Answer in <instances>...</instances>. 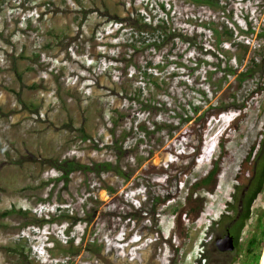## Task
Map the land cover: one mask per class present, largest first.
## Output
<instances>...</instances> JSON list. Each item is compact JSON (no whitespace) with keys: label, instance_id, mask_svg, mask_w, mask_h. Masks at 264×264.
Returning a JSON list of instances; mask_svg holds the SVG:
<instances>
[{"label":"rangeland","instance_id":"374dc122","mask_svg":"<svg viewBox=\"0 0 264 264\" xmlns=\"http://www.w3.org/2000/svg\"><path fill=\"white\" fill-rule=\"evenodd\" d=\"M158 1H171L175 27L197 36L190 45L176 41L158 51H135L128 28L117 20L142 11L155 15ZM227 9L235 41L248 46L243 66L252 57L264 61V0H228ZM189 12L175 0H0V264H97L87 248L99 247L135 264H198L202 245L216 250L210 226L230 198L239 162L263 131L264 72L240 87L230 77L215 93L212 102L245 103L244 117L231 124L239 111L229 110L211 118L191 172L180 182L167 179L160 168L192 161L171 150L188 155L196 144L178 138L186 125L170 137L176 115L199 102L198 89L209 92L206 72L218 79L216 65L225 64L207 32L182 23ZM195 15L209 13L197 9ZM245 22L252 32L240 36ZM229 63L236 64L233 56ZM221 136L225 156L214 191L201 194L203 213L183 222L182 235L176 218L187 184L218 156ZM64 160L116 163L128 178L78 171L63 179L54 165ZM148 163L159 169L143 174ZM156 196L165 201L154 205ZM8 209L26 214L3 216ZM65 215L73 219L31 224ZM260 224L264 185L239 232L236 264L245 260L248 241L260 240ZM156 228L164 243L150 258ZM46 236L52 244L41 254ZM263 253L264 238L259 264Z\"/></svg>","mask_w":264,"mask_h":264},{"label":"trees","instance_id":"16d2710c","mask_svg":"<svg viewBox=\"0 0 264 264\" xmlns=\"http://www.w3.org/2000/svg\"><path fill=\"white\" fill-rule=\"evenodd\" d=\"M175 2L181 7H186L190 10L189 13L182 15V23L193 26L195 29L199 28L201 33L207 32L211 39V46L220 51L225 63L223 67H221L220 63L216 65V69L222 73L218 79H213L215 71L209 70L206 72L205 82L207 83V90L209 92H206L203 89H198L197 92L200 94L199 102L194 103L190 101L188 103V109H180V113L176 115L177 127L172 128L170 131L171 137L172 134L178 132L179 127L186 125L185 129L179 133L178 138L187 136L196 144L192 147L191 152L188 153V155L176 154L172 150L171 153L179 159L192 157L191 163L177 164L176 162H172L168 165V170L162 168L159 169L148 163L146 168L141 171L144 174L159 169L167 179L177 178L180 182L183 181L182 176L184 174L191 172L195 164L194 159L200 155L201 146L210 119L216 118L229 110H238L239 115L231 121V124H233L245 115V103L237 105L235 99H233L231 103H224L221 100L212 102L215 93L222 89L223 85L230 77H233L237 86L240 87L248 79H253L256 74L261 75L264 72V61H257L256 58L252 57L248 64L243 66V59L248 52V46L242 41L239 40L236 42L234 39V29L228 25L232 24L231 11L227 9L228 0H175ZM155 5L157 11L155 15L147 14L142 11L135 12L134 14L129 13L125 18L117 20L121 25V28L123 26L128 28L131 36L128 40H130V45L133 50L138 51L147 49L158 51L167 44L171 43L174 45L176 41L187 43L188 45L192 44L194 37L197 35L189 37L183 29L175 27V14L172 13L173 3L171 1L168 3H159L158 1ZM197 9L205 10L209 15L204 16L203 18L197 17L195 15ZM218 13H221L222 17L216 16ZM244 24V30L238 29V34L240 36L252 32L250 23L245 22ZM259 36L261 37L262 35L260 34ZM223 46H226L227 49H224ZM230 47H235L234 53L232 54L228 50ZM232 56L233 60L236 62L234 66L229 63ZM256 85L259 86L258 89L260 90L261 86L258 83ZM255 90H257V88L253 89L250 94L256 92ZM225 142L226 138L221 136L217 143L219 149L218 156L211 162L208 170L187 184V192L182 199V205L176 218L177 223L182 226V235L186 232V229L183 227V222L193 223L203 213L205 199L201 194H211L214 191L216 180L219 175V166L225 156ZM54 168L60 174V178L63 179H66L70 174L78 171L82 173H93L97 176L102 173L112 172L118 177L125 179L128 178L127 174L118 164H112L110 162L95 163L89 166L73 160H64L60 163H55ZM172 171L174 173H171ZM234 178L235 183L233 185V191L230 193V198L224 202V209L219 214L217 220L210 226L209 232L219 235L225 233L226 229L229 227L231 235L234 236L235 249L230 253H219L216 250L210 251L205 249L207 244L205 246L202 245L203 250L200 251L199 257L196 258L198 264L237 263L236 251L238 247L239 232L243 228L245 222L249 219L253 204L262 192L264 185V127L258 142L251 147L250 151L239 162ZM246 186L248 188L242 198V204L239 207L240 193ZM164 201L165 200L161 199L159 196L153 198L154 205H158ZM12 213L25 215L26 211L8 209L2 214L3 216H9ZM71 219H73L72 216L65 215L62 220L53 218L40 220L34 219L31 221V224L42 227L45 224L55 222L67 223L70 222ZM151 219V225L157 226V217H154L153 215ZM232 222L233 224L230 226V223ZM259 229L260 240L256 241L253 238L248 241L244 253L245 260L241 264H259L260 248L264 238V224H260ZM155 230L157 241H155L153 245L154 251L150 258L155 257V251L161 247L162 243H164L162 236H158L159 229L156 228ZM101 249L102 247L87 248L97 264H135L127 260H114L111 256L105 255ZM247 258L249 259V263L246 262ZM149 261L150 260H148V262Z\"/></svg>","mask_w":264,"mask_h":264},{"label":"water","instance_id":"95a60500","mask_svg":"<svg viewBox=\"0 0 264 264\" xmlns=\"http://www.w3.org/2000/svg\"><path fill=\"white\" fill-rule=\"evenodd\" d=\"M247 186L241 191L238 206L242 204V198L247 191ZM238 217V216H237ZM236 217V218H237ZM213 245L218 252H232L235 249V243L230 232L227 230L223 235L214 239ZM260 264H264V253Z\"/></svg>","mask_w":264,"mask_h":264},{"label":"clouds","instance_id":"9594fccd","mask_svg":"<svg viewBox=\"0 0 264 264\" xmlns=\"http://www.w3.org/2000/svg\"><path fill=\"white\" fill-rule=\"evenodd\" d=\"M52 241L48 238V236L44 237V241L42 242L40 246L41 252L45 249L48 250L51 247ZM43 254V252H42Z\"/></svg>","mask_w":264,"mask_h":264},{"label":"flooded vegetation","instance_id":"af4514ba","mask_svg":"<svg viewBox=\"0 0 264 264\" xmlns=\"http://www.w3.org/2000/svg\"><path fill=\"white\" fill-rule=\"evenodd\" d=\"M233 224V222L232 223H230V226ZM229 231V227L226 229V231ZM225 231V232H226ZM230 232V231H229ZM224 234V233H223ZM223 234H219V235H216L215 237H214V239L216 238V237H219V236H221V235H223ZM231 234V233H230ZM232 237H233V241H234V243H235V240H234V236L232 235ZM218 252V251H217ZM219 253H230V252H219Z\"/></svg>","mask_w":264,"mask_h":264},{"label":"built area","instance_id":"2783aa9c","mask_svg":"<svg viewBox=\"0 0 264 264\" xmlns=\"http://www.w3.org/2000/svg\"><path fill=\"white\" fill-rule=\"evenodd\" d=\"M247 42V44H248V41H246Z\"/></svg>","mask_w":264,"mask_h":264}]
</instances>
